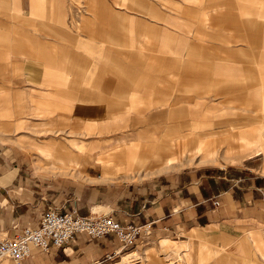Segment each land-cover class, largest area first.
<instances>
[{"label":"crops","instance_id":"0c3cea01","mask_svg":"<svg viewBox=\"0 0 264 264\" xmlns=\"http://www.w3.org/2000/svg\"><path fill=\"white\" fill-rule=\"evenodd\" d=\"M163 1L167 7L175 2ZM246 1L249 0H238L242 15L254 11L262 19L264 31V8L251 10ZM49 2L0 0V231L14 236L24 228L39 227L42 213L57 208L62 213L76 211L81 216L111 213L121 225H148L149 234L140 237L134 245L124 246L115 234L91 238L78 233L63 248L51 246L48 252L34 250L23 264H93L111 254L122 258L110 264L141 261L165 264L169 252L191 255L197 243L208 244L216 253L222 251L226 259L238 264L262 262L264 105L259 122L239 125L236 121L234 126L213 134L212 146L206 136L200 138L196 134L174 145H157L152 159L159 164L156 172L138 170L150 155L149 149L121 152L116 157L124 155L128 159L131 154L129 157L134 160H119L120 163L113 165L103 156L98 160L93 153L82 173H56L51 169L55 166L38 165L34 149L26 141L27 137L36 135V128L30 127L31 132L28 123L46 125L44 132L39 133L46 137L44 145L37 147L39 161L55 160L57 166L65 168L71 165L70 160L78 164L79 154L66 147L51 148L56 141L53 137L82 135L78 130L84 120L121 119L133 103H147L143 99L148 98L149 71H155L148 65L147 53L136 50L109 49L108 63L96 64L83 50H77L76 38L55 26L57 23L47 12ZM133 3L151 17L124 14L122 18L132 20L135 26L130 28L147 37L149 26L159 29L163 24L159 21L162 15L145 0ZM99 5L101 16L105 11ZM120 7L123 6H115ZM206 9L190 7L182 17H205L209 15ZM120 17L118 14L109 17L108 35L110 41L121 43L118 36L122 37V33L117 27L121 24ZM88 35V40L100 36L93 30ZM228 40L226 33L217 37L221 45H228ZM140 45L143 48L145 44ZM255 46L260 48L258 60L262 68H253L246 49L244 65L237 67L241 79L249 81L240 86L241 93L236 96L242 104L255 93L264 97V74L259 73L264 69V36ZM85 48L90 52L96 50L87 44ZM176 54L180 58L184 52ZM121 55L126 57L124 64L117 58ZM156 70L175 73L177 81L193 87L204 80L206 88H213L216 81L210 69H200L192 62L183 64L178 59H171ZM203 104L209 103L206 100ZM176 118L180 120V111ZM70 123L76 124V132H68ZM186 125L191 127L190 123ZM176 127L180 128V123L173 126ZM72 144L82 146L75 140ZM220 148L230 163L219 159ZM90 157L91 153L87 154L86 158ZM184 157H202L215 163L176 169ZM138 160L140 163L136 164ZM150 243L159 244L162 252L158 255L154 247L144 249ZM130 259L139 261L129 263ZM0 264L14 263L6 259Z\"/></svg>","mask_w":264,"mask_h":264},{"label":"rangeland","instance_id":"374dc122","mask_svg":"<svg viewBox=\"0 0 264 264\" xmlns=\"http://www.w3.org/2000/svg\"><path fill=\"white\" fill-rule=\"evenodd\" d=\"M146 1L150 7L159 11L160 16L162 15L159 21L163 24L159 25V29L149 26L147 37L145 35L142 37L130 28L135 26L132 20L122 18L124 14L126 16L142 14L150 16L149 12L133 3H140V0H50L47 12L57 23L55 26L76 38L79 42L77 50H83L96 64H104L107 59H110L109 49H124L127 52L136 50V52L147 53L148 65L155 71H149L148 98L143 99L144 101L147 99V103H133L132 109H126L128 112L121 119L79 121V124L83 126L82 128L79 126L78 131L83 133L82 135L61 134L53 137L56 141H53L51 148L60 150L61 147L62 149L66 147L71 152L79 154L81 159L78 164L70 160L71 165L65 168L57 166L55 160L39 161L37 147L43 146L46 138L39 133L44 132L46 125L28 123L29 129L30 127L36 128V135L27 137L26 141L34 149L33 154L37 157V163L41 167L55 166L51 169L56 173L71 174L76 171L82 173L88 161L92 159L93 153L98 156V160L100 156H103L108 160L107 162L112 164L120 163L121 160L126 161L129 158L134 160L132 156L129 157L131 154L128 155V159L124 155L120 158L116 157L121 152L126 154L130 150L138 152L140 149H149L150 155L141 163L138 160L136 164L140 163L138 170L156 172L159 164L153 162L152 159L157 145H174L183 138L197 135L200 138L206 136L210 142L209 146H212L213 134L220 133L223 128L234 126L236 121L240 125L259 122L262 119L263 96L255 93L248 97V102L245 104L236 98L241 93L240 86L249 82H244L240 77L241 72L237 71V67L244 65L243 61L246 60L243 51L246 49L247 57L250 58V63L253 68H256L255 70L263 66L258 60L260 48L255 46L256 41L264 36L262 19L258 18L254 11H252L253 14L243 16L242 5L238 3V0H174L175 2L168 7L163 6V0ZM246 2L250 4L251 10L257 7L264 8V0ZM99 4L105 11L104 14L101 13V16L99 15ZM117 4L123 7L117 9L115 8ZM190 7H196L198 10L207 7L209 15L182 17ZM114 14L121 16L118 20L121 24L117 25L121 28V30L118 28V31L122 33V37L118 36L121 43L109 40V17H114ZM92 30L100 36L94 40H88L90 36L88 32ZM220 33L229 35L228 45H221L217 42ZM141 42L145 44L143 48L140 45ZM85 44L96 50L88 51ZM181 51L184 54L179 58L180 55L176 53ZM117 58L123 64L126 61L124 55L117 56ZM171 59H178L183 64L196 63L200 69H210L216 80L213 82V88L211 86L206 88L204 80L196 83L195 87L186 85L184 82L177 81L175 73L170 71L163 73L156 70L161 65H167ZM259 73L264 74V69H260ZM248 92L250 94L252 90ZM206 100L209 103L207 105L203 104ZM178 111H180V120L175 119ZM144 115L147 117L144 118ZM195 115L198 116L197 119ZM244 116L256 119L243 121L241 118ZM176 123H180V128H173ZM187 123H190L191 127H187ZM75 127L76 124L70 123L68 132H76ZM32 129H30L31 132ZM60 131L66 130L60 129ZM73 140L80 143L81 148L74 146ZM89 153L91 157L86 158ZM218 157L221 161L230 163L225 159L223 148L219 149ZM210 162L215 163L204 160L202 157L192 159L184 157V162L176 166V169ZM94 213L99 214V212ZM147 247H154L158 255L162 252L159 244L150 243L144 249ZM261 248L264 249V247ZM192 249L191 255L186 253L176 255L172 251L169 252L168 256L166 255L168 259L165 256V264H170V262H175V264H238L232 259H226L222 251L216 253V250L206 243H197ZM262 258L263 261L257 264H264V255ZM147 263L148 261H141L135 264Z\"/></svg>","mask_w":264,"mask_h":264},{"label":"built area","instance_id":"2783aa9c","mask_svg":"<svg viewBox=\"0 0 264 264\" xmlns=\"http://www.w3.org/2000/svg\"><path fill=\"white\" fill-rule=\"evenodd\" d=\"M148 229V225H121L111 213L92 212L88 216H81L76 211L62 213L52 208L42 213L39 227L24 228L14 236L0 231V262L9 259L14 264H23L32 257L34 250L48 252L51 246L63 248L78 233H85L91 238L115 234L124 246H131L143 235H148ZM121 258L120 255L111 254L93 264L116 263Z\"/></svg>","mask_w":264,"mask_h":264},{"label":"bare ground","instance_id":"6f19581e","mask_svg":"<svg viewBox=\"0 0 264 264\" xmlns=\"http://www.w3.org/2000/svg\"><path fill=\"white\" fill-rule=\"evenodd\" d=\"M136 261H139V259H130V260H129V263H134V262H136Z\"/></svg>","mask_w":264,"mask_h":264}]
</instances>
